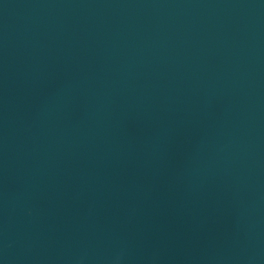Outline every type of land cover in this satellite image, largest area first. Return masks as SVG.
<instances>
[{
	"label": "water",
	"instance_id": "95a60500",
	"mask_svg": "<svg viewBox=\"0 0 264 264\" xmlns=\"http://www.w3.org/2000/svg\"><path fill=\"white\" fill-rule=\"evenodd\" d=\"M0 264H264V0H0Z\"/></svg>",
	"mask_w": 264,
	"mask_h": 264
}]
</instances>
